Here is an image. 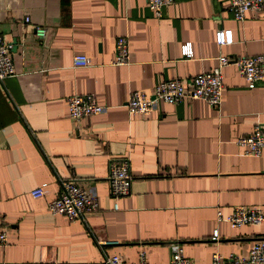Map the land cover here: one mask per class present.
I'll list each match as a JSON object with an SVG mask.
<instances>
[{
  "label": "crops",
  "instance_id": "obj_1",
  "mask_svg": "<svg viewBox=\"0 0 264 264\" xmlns=\"http://www.w3.org/2000/svg\"><path fill=\"white\" fill-rule=\"evenodd\" d=\"M229 7L176 0L159 20L147 0H0V36L15 70L0 81V264H106L112 254L137 264L141 253L169 264L174 244L194 264H211L217 251L247 256L264 240V222L233 228L218 218L240 205L264 211V151L248 157L236 144L264 126V81L251 90L233 62L264 54V12L239 22ZM220 30L232 31V44L219 46ZM120 37L128 66L113 65ZM221 55L232 63L219 109L193 100L129 113L131 93L210 72ZM76 56L88 66L75 68ZM86 94L107 110L76 121L68 98ZM124 158L131 192L115 199L110 164ZM63 179L93 190L99 210L78 220L53 215L48 201ZM43 183L45 196L33 197Z\"/></svg>",
  "mask_w": 264,
  "mask_h": 264
},
{
  "label": "built area",
  "instance_id": "obj_2",
  "mask_svg": "<svg viewBox=\"0 0 264 264\" xmlns=\"http://www.w3.org/2000/svg\"><path fill=\"white\" fill-rule=\"evenodd\" d=\"M176 0H147V5L156 19H163L164 11ZM230 12L234 19L242 22L248 13L264 12V0H230ZM30 19L24 20V25ZM37 35L46 36V29L36 28ZM219 46L224 47L233 43V34L230 30H220L217 33ZM183 57L193 58L191 44L182 48ZM238 67L240 75L246 80L252 90L258 82L264 81V54L241 57L233 61ZM232 63L228 56L221 55L218 65L210 72L201 74L189 80L172 79L157 84L153 90H140L130 94L126 107L131 115H148L157 103L178 105L185 101L203 100L212 108L219 109L223 100L224 83L223 69ZM130 64V50L128 40L120 37L116 42V58L113 65L128 66ZM88 66V60L84 56L74 58L75 68ZM15 76L10 45L0 36V81ZM69 115L72 119L80 121L84 118L99 116L107 110L100 105L97 99L91 95H74L68 98ZM236 144L244 149L245 156L259 157L264 151V126L258 124L253 132L239 138ZM110 191L115 199L127 196L131 192L133 177L131 175V163L129 158L115 159L110 164L108 176ZM47 183H43L32 191L33 197H43L47 193ZM48 209L53 215H66L70 220H78L86 215L99 210V202L95 192L78 183L75 179H63L61 188L54 198L48 201ZM118 209V203H116ZM219 220H225L233 228L244 225H259L264 222V211L257 206L240 205L234 208L227 217L219 215ZM218 231L214 238H217ZM7 244V234L0 229V246ZM106 264H125L120 254L107 256ZM137 264H149L145 253H141ZM169 264H194L191 258L185 255L183 245H172V256ZM211 264H264V240L256 241L247 256L230 254L221 255L218 251L213 253Z\"/></svg>",
  "mask_w": 264,
  "mask_h": 264
},
{
  "label": "water",
  "instance_id": "obj_3",
  "mask_svg": "<svg viewBox=\"0 0 264 264\" xmlns=\"http://www.w3.org/2000/svg\"><path fill=\"white\" fill-rule=\"evenodd\" d=\"M15 45V44H14Z\"/></svg>",
  "mask_w": 264,
  "mask_h": 264
}]
</instances>
